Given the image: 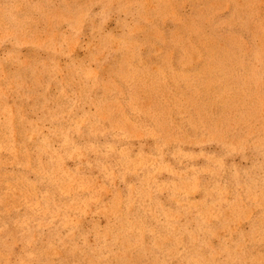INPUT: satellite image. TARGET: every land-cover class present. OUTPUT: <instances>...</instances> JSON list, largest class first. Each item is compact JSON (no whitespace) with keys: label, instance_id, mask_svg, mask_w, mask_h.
Masks as SVG:
<instances>
[{"label":"rangeland","instance_id":"1","mask_svg":"<svg viewBox=\"0 0 264 264\" xmlns=\"http://www.w3.org/2000/svg\"><path fill=\"white\" fill-rule=\"evenodd\" d=\"M0 264H264V0H0Z\"/></svg>","mask_w":264,"mask_h":264}]
</instances>
